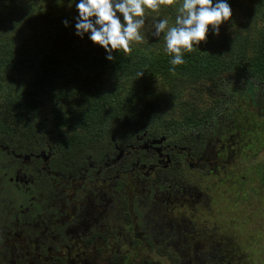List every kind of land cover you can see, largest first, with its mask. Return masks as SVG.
<instances>
[{
  "label": "rangeland",
  "instance_id": "obj_1",
  "mask_svg": "<svg viewBox=\"0 0 264 264\" xmlns=\"http://www.w3.org/2000/svg\"><path fill=\"white\" fill-rule=\"evenodd\" d=\"M63 3L52 8L58 16L50 22L37 17H11L9 24L0 22V40L22 52L42 49L64 55L100 51L89 34L82 38L76 35L79 0ZM231 9L230 20L221 24L219 33H229L238 23L246 24L247 29L264 27V11L253 17L247 16L251 11ZM157 12H146V43L132 41L131 46L151 48L157 44L165 50V33L153 36V24L167 18L173 26L174 20L164 14L157 16ZM208 33L215 34L211 28ZM93 70L87 71L81 62L72 63L62 94L50 101L39 95L24 101L13 90L16 85L23 86L24 77L18 79L0 69V143L16 146L20 153L37 154L49 148L50 168L77 173L88 161L99 166L111 151L112 140L120 148L132 142L133 132L128 129L136 125L139 135L146 129L150 137H166L168 145L179 151L169 153L171 163L165 174L198 198L195 202L172 199L167 210L150 211L142 184L134 181L127 167L125 172L120 170L121 180L117 182L123 186L117 191L114 183L101 184L98 180L83 187L87 192L91 189L87 195L76 183L66 199L73 200L80 191L78 198L82 199L75 203L81 208L78 224L49 242L39 244L41 238H37L24 264H264V87L249 91L239 81L234 85L235 80L226 75L204 83L179 75L129 78L108 68H101L97 74ZM96 84L118 98L134 99V108L120 119L110 116L100 129L54 127L51 111L57 109L63 120L73 116L84 103L81 98ZM209 108L214 111L207 126L180 134L184 116ZM112 175L109 171L102 174L104 178ZM137 196L145 207L143 217L133 207ZM142 218L145 228L140 225ZM90 224L97 227L99 238L84 243L75 239L89 238L86 229ZM59 245L61 248H56Z\"/></svg>",
  "mask_w": 264,
  "mask_h": 264
},
{
  "label": "trees",
  "instance_id": "obj_2",
  "mask_svg": "<svg viewBox=\"0 0 264 264\" xmlns=\"http://www.w3.org/2000/svg\"><path fill=\"white\" fill-rule=\"evenodd\" d=\"M182 2L183 0H174L171 5H161L157 16L164 14L175 20L177 9ZM215 2L216 0H213V3ZM227 2L230 7L234 6L236 11H251V14L247 16L257 17L264 11V0H227ZM63 4V0H32L30 2L29 0H0V22L10 23L11 17L21 20L37 17L50 22L58 16V13L51 11L52 8ZM249 27L247 29L246 24L238 23V26L229 33H219V35L207 33L204 44H198L194 51L185 52L183 57L185 62L175 66V72L170 70L173 67L170 63L172 55L167 54L157 44L151 48L140 45L145 50L130 45L129 54H124L122 50L113 52L114 59L109 61L106 59L108 54L103 48L98 52H71L56 55L42 49L41 52L37 50L22 52L21 49L12 47L13 44L4 43L1 40L0 69L16 75L18 79L24 77V82H21L23 86L19 88L16 85V88H13L17 91L16 97L24 101L36 95L50 101L56 98L57 94H62L66 81L65 75L69 72L68 65L75 62H81L84 69L89 72L94 69L95 74L99 73L101 68L102 70L108 68L129 78H139L137 74L143 71L144 74L141 77L179 75L186 80L206 83L226 75V78L231 77L235 80L234 85L239 81L249 87L247 90L252 91L264 87V27L262 29L256 26ZM45 34H47L46 29ZM81 99L84 100L82 107L73 116L64 120L60 118L57 109L52 110L53 126L62 124L72 129H81L85 126L100 129L106 119L110 116L122 118L123 113H128V110L134 108L136 102L126 96L118 98L112 91L97 84ZM213 111V108H209L199 114L184 116L180 121L182 130L180 134L207 126ZM142 120L145 124L149 123L147 118ZM128 130L138 133L136 125H131ZM142 132L149 134L146 129ZM173 134L174 132L170 133L172 138ZM164 138L166 137H163V140ZM117 187L122 188L121 184ZM136 220L138 221V218ZM142 220L143 218L140 220V225L145 228ZM13 258L14 256L7 255L6 264L25 263V260L15 259L14 261Z\"/></svg>",
  "mask_w": 264,
  "mask_h": 264
},
{
  "label": "flooded vegetation",
  "instance_id": "obj_3",
  "mask_svg": "<svg viewBox=\"0 0 264 264\" xmlns=\"http://www.w3.org/2000/svg\"><path fill=\"white\" fill-rule=\"evenodd\" d=\"M132 139L123 148L116 146L112 140L111 151L102 157L99 166L95 167L88 161L77 173L66 172L68 174L56 172L48 166L52 155L49 148L37 154L20 153L17 152L18 147L0 143V264H6L7 255L20 261L26 260V256L33 253L30 250L34 249L37 238H41L40 244L43 240L50 241L55 236L59 238L66 234L72 225L78 224L81 208L75 203L82 199L78 198L80 191L87 192L83 187L99 180L101 184L114 183V191H117L119 184L123 186L121 181L117 182L121 180L119 174L125 172L126 167L129 168L128 174L134 175V181L142 184L144 202L150 206V211L155 208L167 210L166 205L171 206L172 199L195 202L197 194L176 182L169 173L165 174L171 163L169 153H179L175 147L168 145V139H153L147 132L139 135L136 131ZM107 171L113 172L111 178L102 176ZM76 183L80 191H76L73 200H67V193ZM88 193L91 194V189ZM137 197L133 207L143 217L145 207ZM70 209L73 210L71 216ZM86 232L89 238L78 236L75 239L84 243L99 238L98 229L93 224Z\"/></svg>",
  "mask_w": 264,
  "mask_h": 264
},
{
  "label": "clouds",
  "instance_id": "obj_4",
  "mask_svg": "<svg viewBox=\"0 0 264 264\" xmlns=\"http://www.w3.org/2000/svg\"><path fill=\"white\" fill-rule=\"evenodd\" d=\"M174 0H79L76 9V35L89 34V40L105 50L106 59H114L112 53L122 50L131 52L130 42L144 43L143 29L146 12H157L161 5H171ZM232 9L227 0H183L177 9L174 25L169 26L167 18L155 21L153 36L165 33V51L172 55L170 63L175 66L183 64L185 50L191 52L200 42H206L210 28L219 35L222 23L228 22ZM121 17L123 23L121 22ZM67 26V21L64 22ZM143 71L137 75L141 77Z\"/></svg>",
  "mask_w": 264,
  "mask_h": 264
}]
</instances>
